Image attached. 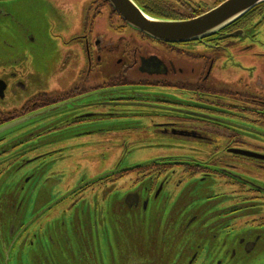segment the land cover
I'll return each mask as SVG.
<instances>
[{
  "label": "flooded vegetation",
  "instance_id": "obj_1",
  "mask_svg": "<svg viewBox=\"0 0 264 264\" xmlns=\"http://www.w3.org/2000/svg\"><path fill=\"white\" fill-rule=\"evenodd\" d=\"M224 1L134 0L147 14L172 21L197 18ZM62 2L0 0V127L29 122L51 107L64 110L50 121H30L0 137V182H23L25 192L29 178L54 172L47 166L51 153L42 144L47 133L64 128L74 134L77 126L147 119L152 131L181 154L129 168L117 165L87 178L69 191L72 205L62 211L77 206L97 233L103 214L124 226L122 210L139 220L129 227V241L145 230L147 243H135L121 260L119 251L106 255L91 235L80 234L83 251L74 259L64 237L65 256L56 264H182L186 250L179 238L186 231L197 239L192 238V264L203 257L207 264H234L233 253L239 246L244 250V239L264 238V1L218 32L178 44L133 30L106 0H89L80 32L63 40L56 33L67 21L59 10ZM38 17L47 20L41 29L53 39V47L42 53L30 48L36 45L31 24ZM50 76L55 78L46 88L44 79ZM131 175L136 178L123 197L136 193L139 202L127 207L114 195L121 189L116 184ZM188 185L190 195L184 194L175 214L181 218L179 231L171 235L175 216H166L161 225V215L169 214ZM20 212L0 209V264H40L37 227L30 220V228L24 225ZM197 227L204 233L195 232ZM16 229L20 237L9 248L5 241L14 240ZM138 246L143 250L134 249Z\"/></svg>",
  "mask_w": 264,
  "mask_h": 264
},
{
  "label": "rangeland",
  "instance_id": "obj_2",
  "mask_svg": "<svg viewBox=\"0 0 264 264\" xmlns=\"http://www.w3.org/2000/svg\"><path fill=\"white\" fill-rule=\"evenodd\" d=\"M53 1L56 3L58 0ZM87 2H89V0H63V6L61 5L59 10L61 14L64 13L67 21L61 30L56 32L62 36L61 39L64 40L72 34L80 32L81 28H79L78 25L81 20L80 15L84 12ZM46 21L47 20L38 17L31 24L36 45L30 48L35 53L47 52L48 49L51 48V45L53 47L51 34H47L46 30L41 29L47 24ZM37 68L46 71L49 65L47 67L39 65ZM40 70L39 72L42 73ZM54 78L53 76L45 77L44 81H47L46 88L53 84ZM58 78L59 77H57V79ZM94 98L95 96L91 97L90 100L92 101ZM62 112H64V110L60 107H51L36 114L30 121H34L35 123L44 120L47 122L57 115H60ZM30 121L10 123L0 131V137H7L13 132L20 131L21 125L24 123L28 124ZM149 125L150 122L147 119L138 121L127 120L124 122L97 124L95 127L83 128L77 126L73 128L76 130L74 134H72V131L65 130L64 128L57 131L54 130L52 133H47V140L42 143L43 146L48 148V152L51 153L47 158V166L50 171L54 170V172L46 173L47 175L45 174L43 178L38 175L29 178L25 186V192L21 190L23 182L14 184L13 181L11 186L6 184L5 180L0 182V209L4 206L13 207L15 210L20 208V214L23 216L22 221L24 225L30 228L31 224L27 222V220H30L34 226L37 227L36 234L38 235L37 241L39 242L40 250L36 252L35 257H37L38 261L40 260V264H56V261L65 256L66 246L63 242L64 237L70 239L72 248L71 253L74 259L83 251L79 238L80 234L84 235L86 233L91 235L93 239H91V241L95 240L98 247H103V252L105 254L107 252L115 253L119 251L118 253H121V260H123L125 254H130L128 251L132 252V246L135 243L139 241L147 243L144 241V226L141 228L144 231L140 239L137 238L133 241H129L128 238L130 233L133 232L129 230V227H132L134 224L138 225L139 220L130 218L128 215L124 216L122 210L119 213L120 218L125 217L127 219H123L124 226H121L122 222L113 220L114 215L105 216L103 214L102 218H104V223L97 226V233L92 226L89 225L88 227L82 220L80 215L81 209L77 208V206L69 212L67 211V213L62 211L67 210V208L72 205L70 198L72 192L69 191H75L80 183L83 180H87V178L95 179L97 175L101 176V174H105L108 170H112L111 168H115L117 165L122 168H129L133 165H140V163L151 161L152 159L168 156L172 157V155L181 154L180 151L174 149L173 146L172 148L170 147V143L167 139H162L161 136L159 137L158 134L153 132ZM86 129L93 131L84 132ZM78 135L82 136L77 137ZM135 178L136 177L131 175L128 178L122 179V181L120 180L116 184L117 188L121 187L119 192L117 191L114 195L116 203H120ZM190 186L191 185L186 186L180 193V197L174 200L171 204V210H168V215L165 214V211L163 212L160 218V221L162 219L161 225H164L166 216L167 218L170 216V218L173 219L175 214L180 210L183 201L185 202L186 196H184V194L187 193V196L190 195ZM9 219L10 216L6 215V220L8 221ZM180 220V216H175L174 220L171 221L174 223V225L171 226V228H174L171 235L179 231L175 228L178 225L177 222H180ZM204 230L205 228H194L195 232L204 233ZM208 230H211V228H208ZM16 233L17 229L15 230V238L13 241L11 238L5 241V244L9 248L20 237L19 235L21 233ZM185 233L186 234L181 235L179 239L184 240L185 248L192 250L195 245L193 239H197L190 235L193 234L192 232L186 231ZM220 235H222V233H220ZM197 238L199 239L198 236ZM231 243L233 244V242ZM231 243L226 244V246H230ZM205 245L206 244H204V246ZM143 247H145V244ZM134 249L143 250L140 246ZM155 250L148 249L154 256L156 254ZM218 259L220 260V258ZM254 260L255 262L260 261L262 264L264 263V245L263 250L255 256ZM208 261V258L203 257L197 264H207ZM245 261L246 260L241 259L236 264H242Z\"/></svg>",
  "mask_w": 264,
  "mask_h": 264
},
{
  "label": "water",
  "instance_id": "obj_3",
  "mask_svg": "<svg viewBox=\"0 0 264 264\" xmlns=\"http://www.w3.org/2000/svg\"><path fill=\"white\" fill-rule=\"evenodd\" d=\"M106 1L133 30L155 41L157 40L166 44H178L199 40L218 32L220 29L231 25L232 22L250 11L253 6L262 3L264 0H226L219 4V6L209 10L208 13L194 19H187L186 21L163 20L158 17H153L143 11L133 0ZM5 127L7 126L0 127V131ZM123 199L127 207L136 205L139 202L136 193L128 194ZM252 234L255 235V233ZM252 238L254 237L251 236L247 240L244 239L246 241L244 250L241 246H239V250H235L236 253H233V257L235 258L234 264L238 263L241 259L246 260L242 264H262L260 261L255 262L254 258L263 250L264 238H255L253 242H249ZM185 250V262L183 261L182 264L194 263L196 255H190L192 250H188L187 248ZM189 257L191 258L188 259ZM153 262L151 264H170L167 262H158L157 260ZM171 264H179V262H172Z\"/></svg>",
  "mask_w": 264,
  "mask_h": 264
},
{
  "label": "trees",
  "instance_id": "obj_4",
  "mask_svg": "<svg viewBox=\"0 0 264 264\" xmlns=\"http://www.w3.org/2000/svg\"><path fill=\"white\" fill-rule=\"evenodd\" d=\"M134 1V0H133Z\"/></svg>",
  "mask_w": 264,
  "mask_h": 264
}]
</instances>
